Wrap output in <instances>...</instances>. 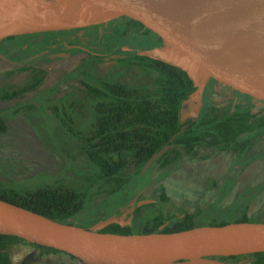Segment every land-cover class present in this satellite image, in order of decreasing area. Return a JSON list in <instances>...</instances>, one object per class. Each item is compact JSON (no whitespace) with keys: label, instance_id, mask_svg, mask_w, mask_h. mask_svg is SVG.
I'll return each instance as SVG.
<instances>
[{"label":"trees","instance_id":"obj_1","mask_svg":"<svg viewBox=\"0 0 264 264\" xmlns=\"http://www.w3.org/2000/svg\"><path fill=\"white\" fill-rule=\"evenodd\" d=\"M119 43L112 44L117 56L111 59L104 77L91 70L90 62H83L66 75L81 81L84 88H80L76 99L73 98L76 93L63 94L57 99L65 110L56 113V119H50L65 138L62 145L54 147L60 158L66 159L61 170L55 175L41 174L23 181L3 180L0 199L56 221L88 227L95 223L88 220L91 212L111 201H117V205L114 209L105 208L99 219L120 208L126 210L127 199L122 198V194L125 191L136 193L148 182L153 165H157L161 173H167L183 156L194 157L199 147L230 152L232 165L244 166L253 158V140L264 132L263 114L242 105L218 108L210 99L212 89L205 86L198 115L180 121L182 103L195 90L193 81L177 69L137 51H120ZM133 45L143 49L140 41L134 40ZM127 72L133 74L130 80L124 78ZM41 80L42 75L32 74L19 91L34 89ZM5 89L6 97L15 94ZM18 110H7V117L0 114V134L6 132V122ZM166 144L173 147L141 173L148 158ZM80 158L84 162L78 163ZM232 184V179L225 183V193ZM258 190L255 189L253 195ZM156 192L153 203L131 207L126 218L133 216L132 221L112 223L102 231L151 233L161 227V232H174L262 218L261 214H247L252 197H246L245 193L229 204L217 198L206 209L197 206L193 211H185L174 206L162 186ZM98 198H103V202L96 205ZM16 243L33 247L31 259L60 253L15 236L0 235V264H12L8 249ZM218 259L264 264V252Z\"/></svg>","mask_w":264,"mask_h":264},{"label":"water","instance_id":"obj_2","mask_svg":"<svg viewBox=\"0 0 264 264\" xmlns=\"http://www.w3.org/2000/svg\"><path fill=\"white\" fill-rule=\"evenodd\" d=\"M41 3L109 18L103 22L125 21L143 45L138 54L167 64L193 81L195 90L182 103L180 121L198 115L206 85L264 104V0H9L0 14V35L89 26L51 25ZM22 8L38 18V25L32 31H9L14 14ZM196 10L211 17L221 35H176L188 12ZM187 101L190 108L184 105ZM172 147L166 144L153 153L141 173ZM138 197L139 193L132 197L126 210L119 209L88 227L56 221L0 199V235L54 249L81 264H249L218 257L264 252V221L201 225L174 232H161V227L151 233L102 231L112 223L130 222L126 214L133 205L154 201Z\"/></svg>","mask_w":264,"mask_h":264},{"label":"flooded vegetation","instance_id":"obj_3","mask_svg":"<svg viewBox=\"0 0 264 264\" xmlns=\"http://www.w3.org/2000/svg\"><path fill=\"white\" fill-rule=\"evenodd\" d=\"M134 40L140 41L128 24L120 19L69 30L9 35L0 38V114H5L9 109H19L17 113H14V116L9 117V120L6 122V132L0 134V140L2 137L8 135L10 131L22 132L24 128V133L28 130L26 138L28 141H31L33 148L44 150L51 160H53L54 156L60 157L55 148H51L48 145L49 143L46 139L50 132L52 133L57 130L51 124L50 119H56V113H63L65 110L62 102L59 103L57 99L64 96L63 94L67 95L71 93H76L73 96L76 99L75 97L80 93V88H84L81 81L75 79V77H67L66 75L74 69L81 67L83 62H90L91 70L104 77V74L109 70V66L112 63L111 59L117 56V53L112 48V44L120 42L118 45L120 51L133 52L137 51V48L133 45ZM125 46L130 50H124L123 47ZM90 63L88 64L90 65ZM117 70H114L113 73H116ZM32 74L42 75L41 83L34 89L19 91ZM119 79L122 78L119 77ZM206 87L210 86L206 85ZM5 88H8L10 93L15 94L12 97H6L5 91L7 90ZM210 88L212 89L210 99L214 104L217 97L222 96V103L219 105L215 104L218 108H225L229 104L233 107L235 105L249 106L251 108L257 106L255 112L264 115V104L254 103L249 99L237 97L212 87ZM205 90L206 88H204ZM54 109L59 110L54 111ZM7 115L5 114V117ZM65 118H68L67 115ZM18 121L19 123H17ZM263 134L264 132L259 135L258 139ZM197 149L194 157L183 156L178 165L167 171V174L181 172L187 161L198 160L201 155ZM207 150L209 151L207 152L208 157L221 153L230 154V152L216 151L209 148ZM252 156L253 158L244 166L232 165V156V168L228 167L226 171L219 175L212 174L216 170V167L197 173V175H188V182H185L182 192L177 195L169 192L170 196H172L171 199L181 201L180 203H183L184 200H193L199 203L200 193H203L201 194V199L208 198V196L219 198L225 183L232 179L233 184L228 191L229 193L227 192V197L230 196L233 193V187L239 180L236 174L241 172V170L244 172L251 163L261 157L255 152H252ZM12 162L9 165L7 163H0V173L10 172V174H13L11 170H17L19 166L17 163ZM161 171L157 170V165H153L152 171L149 173L150 183L149 181L146 182L136 192L142 193L147 189L155 190L159 186H162L164 192L168 194L167 189L157 182L159 175L163 174ZM9 178L11 177L8 176L7 179ZM210 179H214L215 184L211 183ZM251 182V187H246L245 185L240 190L238 196L245 193V196L263 199L264 173L260 172ZM261 185L262 188L259 189ZM248 188L259 190L253 195L254 190H248Z\"/></svg>","mask_w":264,"mask_h":264},{"label":"rangeland","instance_id":"obj_4","mask_svg":"<svg viewBox=\"0 0 264 264\" xmlns=\"http://www.w3.org/2000/svg\"><path fill=\"white\" fill-rule=\"evenodd\" d=\"M8 2V0H6ZM5 0H0V6L3 8L6 6ZM3 5V6H2ZM42 5V10L44 11L47 4L41 3ZM4 12V8H3ZM0 13V14H3ZM28 12V11H27ZM33 16V15H32ZM34 19L36 16H33ZM16 20V21H14ZM17 11L13 16V23L12 25L15 26L17 23ZM34 20L30 23H32ZM126 79L130 80L133 76L132 73L127 72L124 74ZM222 103V96H218L217 99L215 100V104L219 105ZM188 108L190 105V102L187 101L185 104ZM257 107V106H256ZM256 107H252V111H256ZM227 108V107H225ZM19 123V121L17 122ZM23 125V124H22ZM26 127V125H24ZM24 128L22 129V132H17V131H10L8 135L4 136L0 140V163H7L8 165L10 164L11 161L12 163H17L19 168L11 170V172L14 174H10V172H6L4 174L0 173V182H3V180H7V177L10 176L13 179L23 181V179H31L33 177H36L37 175L41 176V174H53L55 175L58 173V171L61 170L63 162H66V159L63 160L60 157L54 156L51 160L50 157H48L47 153L41 149L38 148H33L31 141L27 140L26 133L28 134V130L26 133H24ZM56 132V133H55ZM48 141V145L52 147H56L57 145H62L64 141V136L60 133V131H54L50 135L46 137ZM207 147H199L197 150L201 156H199V159L196 161L189 160L184 164V168L181 170V172H176L174 174L168 175L167 173L160 174L159 177L157 178V182L161 183L168 191V196L171 199L172 196H170L169 192L172 194L174 193L177 195L178 193L182 192L184 189V184L185 182H188V175L193 174L197 175V173L207 171L209 168L216 167V170L212 172V174H220L228 167H231V161H232V156L229 153H221L217 155H212L211 157H208L209 152L207 150ZM252 152L257 153L260 155V159L257 161L253 162L248 166L244 172L241 170L239 172L238 177V183L235 184V186L232 189V194L227 197L228 191L223 190L219 196L223 204H229L235 199H237L239 196L238 194L240 193V190L243 189V187H251V181L256 178V176L261 172L264 173V134L261 135L259 139L253 140L252 144ZM58 158V159H57ZM78 163L84 162L83 159H77ZM14 171V172H13ZM13 175V176H11ZM167 175V176H166ZM170 176V177H169ZM214 178V177H213ZM161 181V182H160ZM210 182L215 184L214 179H210ZM244 183V184H243ZM159 184V185H161ZM200 188V187H199ZM157 189H147L145 192L139 193L138 198H150L153 199V196L156 192ZM228 192V193H227ZM136 193H133L131 191H125L122 194V198H126L127 202L126 204L134 197ZM201 194L199 195V203L195 201H189V200H184L183 203H180L181 201L177 200H172L174 206L179 208L180 210H185V211H193L195 207H200L206 209L211 203L214 202L217 198L215 197H210L208 198H202L201 199ZM209 195V194H205ZM217 196V195H216ZM248 197V196H246ZM94 204L98 205L99 203L102 204L103 198H98L95 200ZM117 205V201H111L110 204L105 205L104 207L94 210L91 212L89 219L90 221H98L99 217L105 212V208H110L114 209L115 206ZM119 210V209H118ZM116 210V211H118ZM115 211V212H116ZM247 214L248 215H258L261 214V219L258 221H264V198L263 199H256V198H251L248 208H247ZM134 217L131 216V220ZM33 247L28 245V244H22V243H16L14 245H11L8 249V254L11 259L12 264H81L79 261H77L74 258L69 257L66 254L63 253H48L45 255H42L36 259H31V255L33 254Z\"/></svg>","mask_w":264,"mask_h":264},{"label":"bare ground","instance_id":"obj_5","mask_svg":"<svg viewBox=\"0 0 264 264\" xmlns=\"http://www.w3.org/2000/svg\"><path fill=\"white\" fill-rule=\"evenodd\" d=\"M9 1V0H8ZM257 1V0H256ZM3 6V5H2ZM42 9V5H39ZM4 8V7H3ZM3 8L0 7V13L3 12ZM5 11V10H4ZM47 13V21L51 25H68V24H98L103 22L108 17L95 16L91 13L83 10L74 9H62L55 7L54 5L47 4L45 10ZM17 23L15 26L12 25V29L9 31H32L38 25V18L30 15L25 9L17 10ZM34 20L32 23H30ZM16 21V20H14ZM15 23V22H13ZM221 28L214 22V20L196 11H189L187 14V21L177 31L176 35H221ZM4 37L0 35V38Z\"/></svg>","mask_w":264,"mask_h":264}]
</instances>
